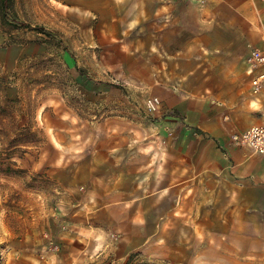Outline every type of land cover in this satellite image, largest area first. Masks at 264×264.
<instances>
[{
	"label": "rangeland",
	"instance_id": "rangeland-1",
	"mask_svg": "<svg viewBox=\"0 0 264 264\" xmlns=\"http://www.w3.org/2000/svg\"><path fill=\"white\" fill-rule=\"evenodd\" d=\"M170 6L0 0V264H219L217 224L192 212L173 230V196L129 200L137 183L111 155L137 145L106 119L152 122L162 101L146 84L173 85ZM253 7L264 35V0Z\"/></svg>",
	"mask_w": 264,
	"mask_h": 264
},
{
	"label": "crops",
	"instance_id": "crops-1",
	"mask_svg": "<svg viewBox=\"0 0 264 264\" xmlns=\"http://www.w3.org/2000/svg\"><path fill=\"white\" fill-rule=\"evenodd\" d=\"M169 9L173 85L157 73L146 84L162 101L152 122L126 115L106 119L113 135L137 145L114 143L112 150L122 151L111 155L122 158L127 179L137 183L129 200L139 204L166 191L173 196V230L192 223V212L217 224L213 243H206L217 256L212 262L264 264V154L231 140L233 133L264 123V79L257 90L252 83L264 65L249 71L245 61L252 48L264 50V35L252 22L253 0H173ZM151 183L156 188L149 191ZM197 253L196 260L203 256Z\"/></svg>",
	"mask_w": 264,
	"mask_h": 264
},
{
	"label": "built area",
	"instance_id": "built-area-1",
	"mask_svg": "<svg viewBox=\"0 0 264 264\" xmlns=\"http://www.w3.org/2000/svg\"><path fill=\"white\" fill-rule=\"evenodd\" d=\"M249 71L264 65V52L258 48H253L245 58ZM264 74L257 75L252 79L253 87L257 90ZM231 140L237 144L248 146L255 152L264 154V123L254 124L243 131L235 132L231 135Z\"/></svg>",
	"mask_w": 264,
	"mask_h": 264
}]
</instances>
